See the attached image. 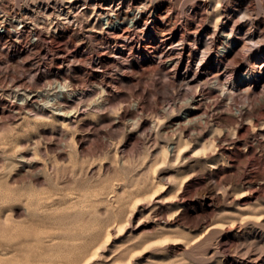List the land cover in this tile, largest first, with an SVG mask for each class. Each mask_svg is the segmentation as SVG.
<instances>
[{"label":"rangeland","instance_id":"1","mask_svg":"<svg viewBox=\"0 0 264 264\" xmlns=\"http://www.w3.org/2000/svg\"><path fill=\"white\" fill-rule=\"evenodd\" d=\"M6 11L0 264H264V0Z\"/></svg>","mask_w":264,"mask_h":264},{"label":"bare ground","instance_id":"2","mask_svg":"<svg viewBox=\"0 0 264 264\" xmlns=\"http://www.w3.org/2000/svg\"><path fill=\"white\" fill-rule=\"evenodd\" d=\"M14 17H15V15H14ZM14 17H11V18H14ZM21 17H24V16H21ZM25 17H26V14H25ZM104 17H105L106 23L110 26V29H115L117 27L118 23H120L118 20H114V21L110 20L108 15L102 16L101 18L103 19ZM11 18L9 17V13L7 11L5 13H2V14L0 13V28L2 29L1 31H4L5 29L7 31V27L12 25L11 21L13 19H11ZM0 36H1V34H0ZM67 87H68L67 84H60L59 88H58V93H59L58 95H61L65 92H68ZM68 94H70V93L68 92ZM58 95H56V98L58 97ZM56 98H53V99L57 100ZM48 103H50V99L48 100ZM59 111L61 112V115H68V114H75L77 110H75L74 108H72L70 110H64V109L60 108ZM34 243H36V242H34Z\"/></svg>","mask_w":264,"mask_h":264},{"label":"built area","instance_id":"3","mask_svg":"<svg viewBox=\"0 0 264 264\" xmlns=\"http://www.w3.org/2000/svg\"><path fill=\"white\" fill-rule=\"evenodd\" d=\"M22 27V26H21Z\"/></svg>","mask_w":264,"mask_h":264}]
</instances>
